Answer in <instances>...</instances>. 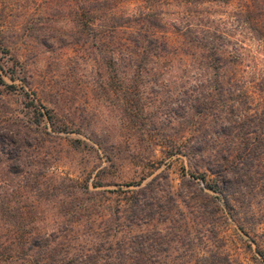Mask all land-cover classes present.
Masks as SVG:
<instances>
[{"label": "rangeland", "instance_id": "obj_1", "mask_svg": "<svg viewBox=\"0 0 264 264\" xmlns=\"http://www.w3.org/2000/svg\"><path fill=\"white\" fill-rule=\"evenodd\" d=\"M91 1L97 8L99 4ZM87 5V0H0V135L15 140L17 131L27 138L19 163L23 167L16 174L11 166L17 163L14 154L0 148V207L9 200L11 206H22V201L32 205L35 220L30 228L36 234L64 229L86 235L90 230L85 226L99 232L111 218L108 208L102 207L89 209V220L84 217L81 223L70 224L62 210L86 196H58L62 186L68 187L65 193L77 184H87L92 191L98 181L103 185L100 191L118 185L124 189L123 185L143 178L145 184L165 170L175 192L179 189L188 162L165 154L170 144L193 135L201 138L208 129L209 119L194 118L199 123L191 129L185 123L194 114L191 106L198 103L188 102L190 89L212 78L206 67L208 55L225 57L224 81L231 79L244 88L252 102L263 95L264 0H160L151 5L142 0H109L104 12H95L101 17L95 25L81 27L74 22L75 13L87 11ZM144 13L149 17L141 23L134 19L140 29H149L168 48L165 57L145 66L137 77L134 43L122 55L119 45L144 38L132 37L134 23L127 25L129 30H114L112 23ZM4 71L15 75L14 82ZM31 102L42 114L48 110L54 124L44 118L33 126L30 107L26 108ZM131 105L135 115L130 113ZM237 210L235 223L245 232L237 236L231 221L221 224L223 243L213 248L218 257L209 259L212 264H251L248 246L256 248V236L264 229V201L258 196L249 208L244 202ZM3 222L0 214V234ZM139 231L135 228L132 233ZM192 235L194 245L182 249L191 257L176 258V264H197L195 255L203 259L208 251ZM90 240L85 236L80 243Z\"/></svg>", "mask_w": 264, "mask_h": 264}, {"label": "trees", "instance_id": "obj_2", "mask_svg": "<svg viewBox=\"0 0 264 264\" xmlns=\"http://www.w3.org/2000/svg\"><path fill=\"white\" fill-rule=\"evenodd\" d=\"M108 1L95 0L99 5L93 9L92 1L87 0V11L76 12L74 22L81 27L95 25L94 22L101 18L95 12L105 10ZM142 1L150 5L153 2L160 3V0ZM147 17L148 13L135 18L120 17L112 23L114 30L124 27L129 30L131 27L127 25L134 23L136 27L131 33L132 37L140 40V35L144 38L142 42L129 39L119 45L122 55L134 43L132 56L137 77H140L145 66L161 59L168 48L166 43L160 45L149 29H140L139 23L134 20L138 19L141 23ZM157 50L160 51L157 53ZM207 58L206 67L211 70L212 78L208 84L200 82L190 89L192 95L188 96V102L198 103L190 105L191 109L194 108V114L185 123L191 129L199 123L194 118H198V121L209 119L208 129L201 138L193 135L183 142L170 144L165 154L167 158L182 157L189 165V171L182 174L176 192L165 170L145 184L143 178L123 185L124 189L118 185L115 190L100 191L103 185L98 181L93 184L92 191L87 184H77L69 186L71 192L65 193L68 187L62 186L58 196H86L83 201H72L71 205L62 210V216L70 217V224H79L84 217L89 220V209L100 210L106 207L111 214L106 227L99 232L93 231L91 225L85 226L90 230L86 235H75L74 231L67 232L64 229L49 235L33 233L34 229L30 228L35 220L32 205L27 206L24 201L22 206H11V202L8 203L10 200L3 202L4 205L0 207L1 220L4 221L3 233L0 234V264H176V258L185 255L191 257L183 254L182 249L194 245L192 233L197 235V240L208 251L203 252V259L197 257L199 254L196 250H190V254H197V264L200 260L212 264V260L218 257L214 249L220 248L217 245L223 243L219 237V228H224L223 224L231 221L237 236L239 232L244 233V228L235 223V218L239 217L237 207L246 202L249 208L251 200L258 196L264 201V90L263 95H258L260 100L252 102V96L244 88L235 86L231 79L224 81L225 76L221 70L227 63L225 57L208 55ZM4 75L12 82L16 79L9 72L4 71ZM9 87L15 88L14 85ZM26 108H29L33 126L38 127L39 119L44 118L54 124L48 110L42 114L33 102ZM135 110L131 105L129 112L135 115ZM187 110L186 115H189ZM14 137L15 140L0 135V148H6L14 154L17 163L11 166L12 172L16 174L23 167L19 163L21 153L27 146V138H23L17 131H14ZM159 163L161 161L152 162ZM182 170H185L183 165ZM106 195H113V199ZM156 225L164 228L149 229ZM135 228L141 231L132 233ZM251 230L257 234L255 227ZM85 236L93 240L80 243V239ZM256 238V248L253 250L248 246L250 261L251 264H264V229Z\"/></svg>", "mask_w": 264, "mask_h": 264}]
</instances>
